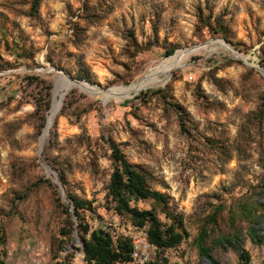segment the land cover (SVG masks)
<instances>
[{"label": "rangeland", "instance_id": "obj_1", "mask_svg": "<svg viewBox=\"0 0 264 264\" xmlns=\"http://www.w3.org/2000/svg\"><path fill=\"white\" fill-rule=\"evenodd\" d=\"M170 49L192 51L165 81L110 94ZM63 75L92 88L66 92L41 149ZM114 144L166 197L138 207L188 233L147 264H264V0H0V264L28 244L83 264L92 231L147 230L114 210Z\"/></svg>", "mask_w": 264, "mask_h": 264}, {"label": "trees", "instance_id": "obj_2", "mask_svg": "<svg viewBox=\"0 0 264 264\" xmlns=\"http://www.w3.org/2000/svg\"><path fill=\"white\" fill-rule=\"evenodd\" d=\"M39 1L34 0V7L39 4ZM174 53L175 49L167 51L168 55ZM112 158L113 172L110 178L109 194L115 203L114 210L119 214L129 215L132 224L146 227L149 241L160 250L180 244L188 234L182 221L166 224L152 209H140L137 205L139 201L146 199H154L156 202L166 205L165 195L151 187L149 171L142 165L129 161L116 144L112 146ZM78 208L79 203L76 202L74 209L76 215L79 214ZM164 213L167 218L173 219L169 210L165 209ZM84 250L88 264H130L133 244L128 237L114 239L113 235L108 232L94 230L91 233V238L85 242ZM206 254L212 264H217L208 252ZM250 263V252L245 247H240L239 264ZM151 264L161 263L157 261V263Z\"/></svg>", "mask_w": 264, "mask_h": 264}, {"label": "bare ground", "instance_id": "obj_3", "mask_svg": "<svg viewBox=\"0 0 264 264\" xmlns=\"http://www.w3.org/2000/svg\"><path fill=\"white\" fill-rule=\"evenodd\" d=\"M220 43L230 48V46H228L224 42H220ZM189 53H190L189 50L177 52L175 55L169 57L165 62L161 63L152 73L142 78L136 84L129 85L127 87L121 86L117 89H113L110 91V94H116L120 97H124L144 87L154 86L160 82L165 81L168 78V75L176 67L181 66L187 60ZM56 80H57V88L54 93L52 107L48 113V121L43 134L42 144L45 138L48 136L47 132L50 130V127L55 117L59 113V109L61 107V103L66 92L70 90L72 87H76V86L86 90L92 88V86L87 82H74L66 75L60 76Z\"/></svg>", "mask_w": 264, "mask_h": 264}, {"label": "built area", "instance_id": "obj_4", "mask_svg": "<svg viewBox=\"0 0 264 264\" xmlns=\"http://www.w3.org/2000/svg\"><path fill=\"white\" fill-rule=\"evenodd\" d=\"M131 243L133 251L130 264H147L156 256L158 247L149 241L147 230L134 235ZM48 252L49 248L45 245L37 247L26 245L25 255L17 253L15 248L7 247L4 264H44L45 254ZM83 264L88 263L85 261Z\"/></svg>", "mask_w": 264, "mask_h": 264}, {"label": "water", "instance_id": "obj_5", "mask_svg": "<svg viewBox=\"0 0 264 264\" xmlns=\"http://www.w3.org/2000/svg\"><path fill=\"white\" fill-rule=\"evenodd\" d=\"M197 48H200V47H197ZM196 48V49H197ZM195 49V50H196ZM190 52L192 51V50H189ZM68 78H70L72 81H74V82H82V81H79V80H77V79H73L72 77H70V75H68ZM47 134H49V131L47 132ZM42 147H43V144L41 143V149H42Z\"/></svg>", "mask_w": 264, "mask_h": 264}]
</instances>
